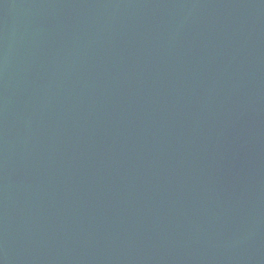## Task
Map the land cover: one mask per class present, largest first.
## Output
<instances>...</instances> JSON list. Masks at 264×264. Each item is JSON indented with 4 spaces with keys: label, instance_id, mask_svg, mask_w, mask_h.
<instances>
[{
    "label": "water",
    "instance_id": "water-1",
    "mask_svg": "<svg viewBox=\"0 0 264 264\" xmlns=\"http://www.w3.org/2000/svg\"><path fill=\"white\" fill-rule=\"evenodd\" d=\"M0 264H264V0H0Z\"/></svg>",
    "mask_w": 264,
    "mask_h": 264
}]
</instances>
